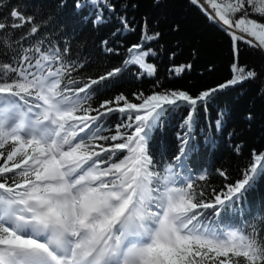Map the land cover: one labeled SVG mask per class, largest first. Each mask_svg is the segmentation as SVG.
<instances>
[{"label":"snow or ice","instance_id":"snow-or-ice-1","mask_svg":"<svg viewBox=\"0 0 264 264\" xmlns=\"http://www.w3.org/2000/svg\"><path fill=\"white\" fill-rule=\"evenodd\" d=\"M190 3L230 38L231 78L195 95L173 89L130 99L120 93L96 107L94 86L128 66L140 69L138 78L156 74L148 62L156 52L147 45L161 33L149 29L147 18L141 42L128 47L121 67L98 78L80 75L85 62L71 58L70 47L39 36L43 24L35 15L13 6L0 19V55L7 57L0 60V264H264V215L228 216L264 176V151L253 150L241 178L213 189L207 199L205 189L181 172L193 150L198 106L219 90L258 78L255 69L239 64V52L243 43L264 53V0ZM7 6L0 0V9ZM88 6L96 9L94 27L107 22L105 11H118L113 0L75 4ZM117 19L121 28L113 36L135 30L126 16ZM26 25L14 39L9 30ZM108 43L102 41L113 52ZM191 67L174 64L170 72ZM181 105L188 111L176 134L177 154L158 165L150 151L153 133ZM117 113L118 122L109 127L108 118ZM221 125L218 119V130ZM196 179L206 181L207 172Z\"/></svg>","mask_w":264,"mask_h":264},{"label":"trees","instance_id":"trees-1","mask_svg":"<svg viewBox=\"0 0 264 264\" xmlns=\"http://www.w3.org/2000/svg\"><path fill=\"white\" fill-rule=\"evenodd\" d=\"M76 2L8 0L7 8L0 9V19L8 16L13 6L21 7L26 15H35L36 21L43 24L39 36H48L61 48L67 45L71 49V58L85 62L80 73L83 78H98L113 68L121 67L128 47L141 42L144 18H147L151 31L161 33L158 41L147 45L156 52L155 56L148 58V62L156 65V74L138 78L140 69L135 65L128 66L118 76L94 86V107L120 93L130 99L137 92L148 95L154 91L173 89L195 95L231 78L230 65L234 58L230 38L190 0H159V3L156 0H113L117 13L105 11L107 22L95 27L92 20L96 9L92 6L77 9ZM119 15L126 16L135 30L121 29L113 36L112 33L121 28L117 19ZM177 25L179 30L174 31ZM27 27L9 32L16 39ZM105 40L109 42L107 47L114 49L113 52L105 50L102 44ZM240 49L239 64L255 69L258 78L219 90L198 106L192 130L193 150L185 162V168L181 170L185 177L191 175L196 184L205 189L206 199L210 198L213 189L218 192L225 184L241 178L242 170L251 161L253 150L264 151V96L259 94L264 87V53L243 43ZM173 52L177 55L170 59ZM0 60H7V57L0 55ZM174 64H191L192 67L175 75L170 72ZM187 111V106L181 105L167 112L161 126L153 133L150 151L158 165L161 161L172 162L177 154L176 134ZM249 114L253 117L251 120L247 119ZM118 119V113L112 115L107 120L108 126H114ZM218 119H222L219 130L216 127ZM236 145H240L239 153L235 150ZM218 169L226 171L228 178L221 177ZM205 171L208 175L206 181L196 179ZM259 215H264V176L257 178L242 201L228 213L234 220Z\"/></svg>","mask_w":264,"mask_h":264}]
</instances>
